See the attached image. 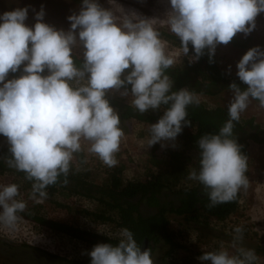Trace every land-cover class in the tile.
Returning a JSON list of instances; mask_svg holds the SVG:
<instances>
[{"label": "clouds", "instance_id": "9594fccd", "mask_svg": "<svg viewBox=\"0 0 264 264\" xmlns=\"http://www.w3.org/2000/svg\"><path fill=\"white\" fill-rule=\"evenodd\" d=\"M167 2V28L189 62L199 61L206 50L213 62L218 45H227L238 33L251 34L264 13V0ZM29 10L24 6L0 12V136L8 144V167L32 182V200L39 203L61 176L67 183L77 153L86 150L106 166L116 165L124 132L110 91L130 96V105L141 114L164 108L148 129V148L175 142L191 126L187 108L200 100L188 88L172 91L166 70L175 57L151 18L135 11L118 18L100 0H81L79 11L67 17L70 27L65 30L45 21L43 6L32 9L35 23H27ZM236 68L247 87L229 85V119L217 133L198 139L199 168L188 175L202 186L209 207L236 200L249 186L248 159L233 132L252 100L264 107V47L250 48ZM10 73L19 75L9 78ZM19 195L17 184H0V224L13 225L25 211L27 204ZM243 232L242 225L233 229L235 254L221 247L204 251L198 260L258 264L255 250L240 245ZM87 254L90 264H154L150 249H142L127 228L118 243H99Z\"/></svg>", "mask_w": 264, "mask_h": 264}, {"label": "rangeland", "instance_id": "374dc122", "mask_svg": "<svg viewBox=\"0 0 264 264\" xmlns=\"http://www.w3.org/2000/svg\"><path fill=\"white\" fill-rule=\"evenodd\" d=\"M81 0H0V12L14 9L16 7L29 6V17L27 23L33 24L34 13L41 6L45 8V21L57 28L67 30L70 22L67 17L73 12H78ZM102 7L111 8L117 17L135 11L139 15L151 18L152 23L161 32L171 33L166 25V13L170 8L167 0H100ZM236 37L246 42V47L233 46L232 44H221L217 46L215 55L219 64L228 76H236V64L242 56L252 47L260 45L264 47V13L257 17V27L249 35L238 33ZM161 38L166 43L167 51L175 57L174 65L180 64L186 57L180 47L171 44L162 35ZM229 66L231 71L229 72ZM200 100L210 108L222 107L228 109L232 94L230 89H225L215 96L193 92ZM109 94L119 96L130 104L131 97H123L118 91H110ZM242 120L253 119L260 127H264V107H260L259 102L252 100L245 112L241 114ZM150 126L143 123L131 122L128 130L123 131L120 150L115 154L117 163L109 167L103 164L96 156L82 151L83 160L74 156L73 164L79 170L89 172L86 180L96 184L108 177L107 171L114 167L123 168V179L125 181L144 179L149 170L158 171L154 168L156 159H166L169 151H182L183 146L180 139L175 142L156 143L150 148L147 147ZM0 142L7 144L6 138L0 136ZM174 143V146H173ZM250 157L248 160V188L240 191V203L238 211L224 221L209 220L203 223L187 221L174 213H168L170 220V230L175 234L174 241L177 243L176 249H172L169 254V244L161 237L156 242H147L154 264H202L198 257L204 251H218L223 247L231 254H235L236 249L232 246L233 229L236 226H243V239L240 245L255 250L258 256V264H264V145L250 141ZM155 148V153L152 151ZM154 155L155 158L151 157ZM188 163L186 175L183 183L191 185L193 181L188 180L189 172L195 169L197 153L188 150L186 153ZM20 178L10 171L0 172V184L18 183ZM20 183V182H19ZM20 195L17 199L26 202L27 207L36 208L46 219L64 222L72 228L106 235L111 239L119 240L120 229L115 223H96L88 220L82 210H93L96 202L78 195H68L65 191H58L55 194L43 198L39 203L30 198L29 190H24L19 186ZM174 197L170 194L162 196V201H171ZM39 204V205H38ZM141 211L144 215H152L156 212V207H149L141 204ZM81 211V212H80ZM72 232V231H71ZM0 234H7L18 240H23L53 251L57 257L66 258L70 261L82 260L87 255L90 245L76 235L53 230L45 225H40L35 221L18 214V220L11 226L0 224ZM175 243V244H176ZM7 264H20L14 261H4Z\"/></svg>", "mask_w": 264, "mask_h": 264}, {"label": "trees", "instance_id": "16d2710c", "mask_svg": "<svg viewBox=\"0 0 264 264\" xmlns=\"http://www.w3.org/2000/svg\"><path fill=\"white\" fill-rule=\"evenodd\" d=\"M161 33L171 44L180 47V41L174 34ZM229 44L238 47H246L247 45L246 42L236 36ZM166 74L173 82L172 91L188 88L195 93L215 96L221 91L229 89V85L233 82L237 83L241 88L247 87L238 77L228 76L222 70L216 55L213 58V62H210L207 50L199 61L189 62V58L186 56L180 64L173 65L167 69ZM18 75L19 73H10L9 78ZM108 96L120 115V127L123 131L129 129L128 125L131 122L150 126L151 123H156L163 115V107L159 110H150L141 114L125 102L123 98L109 93ZM187 112V118L191 121V126H185L177 137L181 140L183 149L182 151H169L168 157L164 160L156 159L153 165L158 171L149 170L147 176L141 180L125 181L123 179V168L114 167L107 171L108 177L102 184H96L93 181L86 180L89 172L79 170L72 164L67 176V183L64 182L65 177L61 176L57 183L46 188L47 197L62 190L70 196L78 195L93 200L96 202L93 210H82V214L88 220L104 224L115 223L120 229H129L142 249L145 242L154 243L162 237L169 244L167 254L177 247V243L174 241L175 234L170 230L168 213H174L187 221L200 223L209 220H226L238 211L240 192L236 200L232 202L209 207L210 202L207 195L203 192L202 186L194 181L191 185H188L183 183V180L186 178L184 172L187 170L188 165L186 162L188 161L187 151L193 150L197 153L195 169L198 170L199 148L197 141L204 134L217 133L219 131L229 119L228 109L222 107L210 108L200 102L199 105H189ZM233 135L248 160L250 157L248 146L250 141L264 145V127H260L253 119H240L235 122ZM152 151L155 153V148ZM8 155V144L0 142V172H14L20 178V183L16 184L18 186L21 185L22 189L29 190L31 193L32 182L25 178L23 172H18L8 167L6 163ZM83 155L82 152L77 153V159L82 161ZM151 157L155 158L153 154ZM168 194L174 198L171 201H162V196ZM141 204L156 207L157 210L152 215H144L140 208ZM36 208H29L19 213V215L53 230L70 233L82 238L90 245L88 252L99 243L116 244L119 241L106 235L74 229L64 222L60 223L46 219L39 211L36 212ZM65 261L67 262L66 264H90L91 257L87 254L80 261Z\"/></svg>", "mask_w": 264, "mask_h": 264}, {"label": "flooded vegetation", "instance_id": "af4514ba", "mask_svg": "<svg viewBox=\"0 0 264 264\" xmlns=\"http://www.w3.org/2000/svg\"><path fill=\"white\" fill-rule=\"evenodd\" d=\"M144 249V248H143ZM53 251L41 249L7 234H0V264L14 261L20 264H66V258L57 257ZM70 261V260H69Z\"/></svg>", "mask_w": 264, "mask_h": 264}, {"label": "water", "instance_id": "95a60500", "mask_svg": "<svg viewBox=\"0 0 264 264\" xmlns=\"http://www.w3.org/2000/svg\"><path fill=\"white\" fill-rule=\"evenodd\" d=\"M145 248H147V242L144 243ZM144 248V247H143Z\"/></svg>", "mask_w": 264, "mask_h": 264}]
</instances>
